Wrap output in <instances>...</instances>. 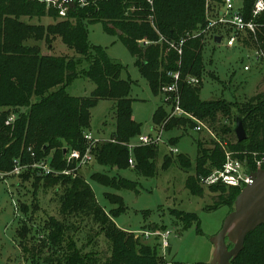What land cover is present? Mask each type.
<instances>
[{
  "label": "trees",
  "instance_id": "16d2710c",
  "mask_svg": "<svg viewBox=\"0 0 264 264\" xmlns=\"http://www.w3.org/2000/svg\"><path fill=\"white\" fill-rule=\"evenodd\" d=\"M150 1L151 4L148 0H98L88 7L75 6L69 9L66 17L58 22L36 25L25 23L21 18L41 17L46 13L57 18V11L36 0H0V171H11L14 161L19 160L21 165L28 168L27 172L33 173L35 180L55 184L58 193L60 217H50L52 221L42 229L40 241V250L46 248L48 242L46 250L50 249L53 253L51 257L43 256L41 264H166L160 255L158 243L152 247L141 245L133 233L115 223L114 218L126 210L123 197L106 192L103 197L111 205L109 212H106L97 203L92 187L79 171L76 176L52 173L40 175L30 166L37 161L47 160L57 170L72 167L66 161L64 149L66 152L71 149L85 151L84 132L91 129V109L99 100L109 99L114 109L115 127L110 133L114 141L97 143L92 152L95 163L109 166L115 173L109 176L94 172L89 177L112 190H136L131 181L118 176L119 170L130 166L125 144L141 133V124L132 118V99L129 96L132 82L129 78H121L124 65L109 57L102 47L89 44L87 24L90 22H101L105 31L117 33L131 55L140 59V74L154 95L162 94V87L172 81L168 72L178 71L183 109L206 123L217 135L231 133L235 136L233 126L228 127L218 121L225 119L235 123L239 116L248 137L243 141L235 138L230 142V148L245 150L244 156L264 149V91L244 102L225 99L201 101L196 88L199 80L195 84L189 83L191 86L184 82L186 75L197 76L200 72L201 37L188 41L185 39L188 32L206 24V0ZM253 3L254 0H243L247 19L250 18ZM256 22L258 40L264 49V12ZM56 37L77 57L42 54L37 44H27L29 40H44L51 46ZM145 37L155 43L141 50L137 40ZM160 38L162 40L158 42ZM180 40L185 42L182 44V53L178 54L169 43L178 44ZM82 59L88 63V68L83 72L95 87L89 95L74 96L66 91V85L81 72L78 67ZM33 97L38 100L33 102ZM12 114L15 115L14 121L5 124ZM167 116V109L159 105L152 114V121L160 123ZM154 145L139 146L134 153V167L147 177L156 174ZM211 145L210 153L198 148L200 155L197 154L194 161V175L197 177L188 176L186 181L187 189L196 196L203 195L196 179L199 180L201 174L221 168L225 161L224 148L215 141ZM258 154L255 153V156ZM207 162L210 163L208 169L205 167ZM178 163L183 168L189 165V161L180 154ZM163 164L169 163L166 164L164 160ZM212 186L227 187L220 184ZM227 188L228 191L219 198L212 197L214 205L219 206L230 198L235 200L242 189L233 186ZM170 213L184 227L196 221L192 213L176 209ZM66 219H72V224L83 222L79 224L82 229L87 225L86 220L97 224L98 232L108 241L109 253L99 257L100 253L97 255L95 251H85L86 244L79 246L78 238L72 232L68 233L66 222L70 221ZM262 229L264 224L246 236L243 250L231 260V264H245L240 259L246 253L248 238L251 234L262 236ZM227 244L231 245L228 241ZM31 250L34 251V246ZM33 261L32 264H39Z\"/></svg>",
  "mask_w": 264,
  "mask_h": 264
},
{
  "label": "rangeland",
  "instance_id": "374dc122",
  "mask_svg": "<svg viewBox=\"0 0 264 264\" xmlns=\"http://www.w3.org/2000/svg\"><path fill=\"white\" fill-rule=\"evenodd\" d=\"M240 3L241 0H236V4ZM219 6L218 1L206 0L205 18L208 13L209 19L215 20V12ZM61 19L58 15L54 18L47 13L41 17L24 16L21 18L25 23L36 25H47ZM208 21L206 19V24ZM206 24L199 25L188 32L185 39L188 41L201 37L199 38L200 55L202 56L200 72L197 76L188 74L184 77V82L189 86H191L188 82L189 78H198L199 84L196 88L199 100L225 99L231 102H244L251 96L264 91V63L253 61L252 52L248 48L252 44V39L241 38L243 42H236L229 46L226 36L233 32L232 29L223 25L208 27ZM151 25L157 31L153 22ZM221 35H223L221 41L216 43L214 38ZM87 36L90 45L102 47L109 57L124 65L121 78H129L132 82L129 95L132 99V118L141 124V133L158 130L162 136L161 141L154 145L157 166L153 177L144 176L137 170V167H134V153L139 146L132 148V152L127 147L128 158L133 157V167L122 168L118 176L131 181L136 190H112L106 185L92 181L89 175L94 172L109 176H114L115 173L114 169L109 166H102L94 161L79 168V173L84 175L94 191L97 203L103 206L106 212H109L111 206L103 197L106 192L123 197L122 201L126 205V210L115 217L114 221L118 227L133 233L134 238L141 245L147 244L152 247L158 243L160 246V240L157 238L142 239L136 236L137 231L150 228L170 230L169 246L163 257L166 264H210L215 251V245L211 239L219 232L229 212L234 209V200L230 198L219 206L214 205L212 197L219 198L223 195L222 193L228 191V188L201 184L200 177L207 176L206 173L201 174L199 180L196 179L203 195L191 194L186 187V181L188 176L197 177L194 175L195 158L197 154L200 155V149L203 152L208 150L210 153L211 143L215 141L224 148L225 152L238 158L245 166L249 165L253 168L256 163L255 159L264 157V149L256 151L255 153H259L257 156L254 152V154L244 156L242 154L245 150L230 148V142L236 138L231 133L217 135L206 123L198 119L200 124L194 121L189 116L194 115L185 109H183L185 114L169 116L171 108L163 101L162 94L152 93L146 80L140 74L138 67L140 59L131 55L117 33L107 32L103 29L101 22L93 21L87 24ZM161 40L162 38L158 42ZM153 43H155L153 40L146 37L137 40L138 48L141 50H145ZM27 44H37L42 54L77 57L57 37L52 40L51 46L44 40H29ZM245 65L249 66L247 70ZM87 68L88 63L82 59L78 67L81 72L66 85V91L69 94L84 96L94 90V83L83 72ZM36 100L38 98L33 97L32 101ZM159 105L167 109L168 116L162 122L155 123L152 121V114ZM218 123H224L228 127L234 126L231 120L221 119ZM196 125L200 126V130L195 129ZM90 127L89 131L97 138H109L115 127L111 100H99L91 109ZM173 147L177 148L178 152L173 153L171 151ZM179 154L189 161L187 167L183 168L178 163ZM164 160L166 164H169L164 165ZM205 167L208 169L210 163L207 162ZM18 168L19 170H16L13 167L9 172L0 171V264H32V259L33 262L41 264L43 256L51 257L53 253L50 249L46 250L49 247L48 242H46L47 247L40 250V241L43 237L42 229L49 225L52 219L60 217L58 193L55 191V184L44 180L43 182L37 181L32 172L26 171L28 168ZM36 171L42 174L39 170L36 169ZM172 209L192 213L196 221L184 227V224L170 213ZM66 220L70 221V223L66 222L68 224L66 229L69 228L68 233L72 232L78 238L79 246L86 244L85 251L92 250L97 252V255L100 253L99 257H104L109 253L108 241L98 232L97 224L86 220L87 225L82 229L79 224L82 225L83 222H74L73 225L72 219ZM261 232L262 236L251 234L248 238L246 253L240 259L245 264H264V229ZM230 244H227L228 248L233 246L231 242ZM33 246L34 251L31 250Z\"/></svg>",
  "mask_w": 264,
  "mask_h": 264
},
{
  "label": "built area",
  "instance_id": "2783aa9c",
  "mask_svg": "<svg viewBox=\"0 0 264 264\" xmlns=\"http://www.w3.org/2000/svg\"><path fill=\"white\" fill-rule=\"evenodd\" d=\"M40 3H44L47 8H52L57 11V15L60 18H64L67 15L69 9L78 6V7H88L95 4L98 0H36ZM151 4V1L148 0ZM73 3V7H70L69 3ZM220 5L215 12V20L209 19L208 13L206 19H208V23L206 24L208 27H213L214 25H223L228 29H232V33L227 34L226 42L227 45H233L236 42H243L241 38L252 39V44L248 46L250 51L252 52V59L255 62L262 61L264 63V49L261 43L258 40V23L256 19L264 12V0H254L253 6L250 11V18L247 19L243 10V0H241L240 4H236V0H220L218 1ZM231 32V31H230ZM223 35H221V38ZM184 40H180L178 44L169 43V45L174 48L178 54L182 53V44ZM252 47V48H250ZM249 68L248 65H245V69ZM168 76L172 78V81L162 87V97L163 101L168 104L171 108V112L169 116H177L181 114H185L186 112L180 105V94L178 88V81L180 74L178 71L168 72ZM189 83L195 84L198 82L196 77H191L188 80ZM193 118L194 121L200 124L194 116L189 115ZM15 119V115H10L5 124L9 125ZM196 130H200V126H195ZM154 130V129H153ZM161 132L158 130H154V132L150 133H140L136 136L133 141L126 143V147H128L129 151L132 152V148L136 146H146L157 144V142L161 141ZM84 139L86 141V149L84 152H81L77 149H71L68 152L65 151V158L69 164H72V167L65 168L62 170L54 169L50 166L49 161L40 160L37 161L30 166L39 170L42 174H64L76 176L79 168L90 164L94 161V156L92 149L93 147L102 141H114L110 138H97L90 131L84 132ZM173 153L178 152L177 148H171ZM262 158V159H261ZM255 159L256 163L253 168H250L249 165H244L242 161L238 158L233 157L230 153H225V161L221 168H216L212 170L207 176L200 177L201 184L206 186L210 185H224V186H233V187H241L243 188L246 184L251 182L250 173L256 171L259 168H264V157ZM128 162L131 167H133V157H129ZM18 167H26L25 165H21L19 160L14 161V169L19 170ZM137 237L142 239H150L157 238L160 240V248H161V256L164 257V254L169 246L168 238L170 236L169 229H142L141 231H137Z\"/></svg>",
  "mask_w": 264,
  "mask_h": 264
},
{
  "label": "water",
  "instance_id": "95a60500",
  "mask_svg": "<svg viewBox=\"0 0 264 264\" xmlns=\"http://www.w3.org/2000/svg\"><path fill=\"white\" fill-rule=\"evenodd\" d=\"M73 7V3H69ZM216 43L221 36L214 38ZM233 132L238 141L247 139L248 134L241 117H237ZM65 153V149L63 151ZM251 182L246 184L234 200V209L223 221L219 232L211 239L215 245L210 264H230L244 247L246 236L264 224V169L250 173ZM227 240L233 244L228 248Z\"/></svg>",
  "mask_w": 264,
  "mask_h": 264
}]
</instances>
